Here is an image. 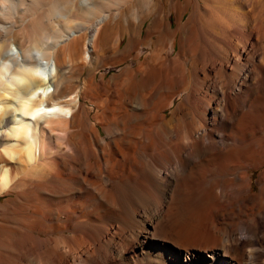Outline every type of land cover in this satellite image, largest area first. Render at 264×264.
<instances>
[{
  "label": "bare ground",
  "instance_id": "bare-ground-1",
  "mask_svg": "<svg viewBox=\"0 0 264 264\" xmlns=\"http://www.w3.org/2000/svg\"><path fill=\"white\" fill-rule=\"evenodd\" d=\"M250 246L264 0H0V264H245Z\"/></svg>",
  "mask_w": 264,
  "mask_h": 264
},
{
  "label": "clouds",
  "instance_id": "clouds-1",
  "mask_svg": "<svg viewBox=\"0 0 264 264\" xmlns=\"http://www.w3.org/2000/svg\"><path fill=\"white\" fill-rule=\"evenodd\" d=\"M149 3H151V0H149ZM6 171H10V169H6ZM256 235L251 232L248 227L245 225H240L237 227L235 231V240L241 242V243H247L255 241ZM232 240H224L225 245H230ZM247 255L245 264H255V254L259 252H264V249L250 246L245 249Z\"/></svg>",
  "mask_w": 264,
  "mask_h": 264
},
{
  "label": "rangeland",
  "instance_id": "rangeland-1",
  "mask_svg": "<svg viewBox=\"0 0 264 264\" xmlns=\"http://www.w3.org/2000/svg\"><path fill=\"white\" fill-rule=\"evenodd\" d=\"M195 0H191V2L193 3ZM168 21H169V23L171 24V26L174 28L175 27V15H174V13H173V16L171 17L170 16V18L168 19ZM146 54V51H143L142 52V56H141V58H143L144 57V55ZM101 73H105L104 75H105V77H104V79L105 80H107L114 72H115V70L114 69H102L101 71H100ZM178 101H175L174 102V104H176ZM255 178V176H253V179ZM255 186L253 187V192L255 191Z\"/></svg>",
  "mask_w": 264,
  "mask_h": 264
}]
</instances>
